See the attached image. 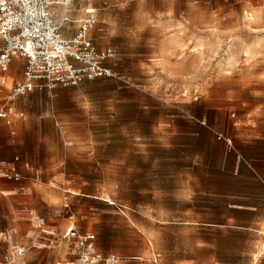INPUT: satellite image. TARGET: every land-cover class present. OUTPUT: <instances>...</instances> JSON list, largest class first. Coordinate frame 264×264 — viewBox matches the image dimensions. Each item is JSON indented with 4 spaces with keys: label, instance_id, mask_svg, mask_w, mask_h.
<instances>
[{
    "label": "rangeland",
    "instance_id": "obj_1",
    "mask_svg": "<svg viewBox=\"0 0 264 264\" xmlns=\"http://www.w3.org/2000/svg\"><path fill=\"white\" fill-rule=\"evenodd\" d=\"M87 7L121 79L38 88L15 101L12 129L0 122V156L22 176L0 178V264L70 263L72 226L119 264H176L182 236L227 246L209 193L250 154L244 140L264 137V0L73 4ZM22 71L13 62L0 105Z\"/></svg>",
    "mask_w": 264,
    "mask_h": 264
},
{
    "label": "built area",
    "instance_id": "obj_2",
    "mask_svg": "<svg viewBox=\"0 0 264 264\" xmlns=\"http://www.w3.org/2000/svg\"><path fill=\"white\" fill-rule=\"evenodd\" d=\"M74 2L0 0V89L6 87L7 73L15 59L23 61L21 79L12 83L0 106V121L11 125L19 115L15 101L38 88L75 87L100 78L121 79L108 65L115 57L114 49H100L93 41L95 9H85L73 35H66L64 27L73 21ZM0 178L18 182L22 176L15 166L0 159ZM62 239L74 253L71 264H119L129 260L102 253L94 233H81L75 227L69 228ZM25 253V248H17L14 255L21 258ZM261 255L264 257V250Z\"/></svg>",
    "mask_w": 264,
    "mask_h": 264
},
{
    "label": "crops",
    "instance_id": "obj_3",
    "mask_svg": "<svg viewBox=\"0 0 264 264\" xmlns=\"http://www.w3.org/2000/svg\"><path fill=\"white\" fill-rule=\"evenodd\" d=\"M76 13L74 11L73 21L64 27L67 36L73 35L84 17V13L81 16ZM57 20L59 21L60 18L58 17ZM15 61L23 62L19 58ZM7 75L9 82L10 79L12 80V76L9 75V72ZM5 88L0 89V93ZM4 99L1 105L4 104ZM12 126V124L9 125L11 129ZM244 141L248 145L246 151L250 154L242 155L236 152L232 169L229 171L228 186L213 188L211 194L209 193L214 201L216 199L226 208L227 212L222 216L224 221L219 223V226L229 227L232 229V233L215 238L227 240L228 245L221 246L214 244L215 242L209 244L196 235L182 236L183 239H190L192 245L187 246V250L184 251L186 256L176 259V264H264V257L261 255L264 249V137ZM0 159L4 158L0 156ZM4 160L15 166L20 172L19 158ZM72 227H68L66 231ZM73 254L71 248L70 255L73 256L74 261ZM155 257L153 263L158 264V260L161 262L160 254ZM135 260L143 261L139 258H135ZM73 261L67 264H71ZM56 264L65 263L57 261ZM166 264H168L167 260Z\"/></svg>",
    "mask_w": 264,
    "mask_h": 264
}]
</instances>
